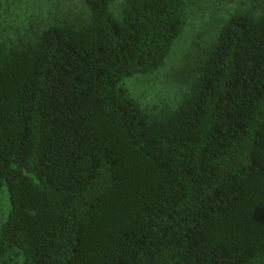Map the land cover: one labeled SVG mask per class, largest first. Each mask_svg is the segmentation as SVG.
I'll use <instances>...</instances> for the list:
<instances>
[{
    "label": "trees",
    "instance_id": "16d2710c",
    "mask_svg": "<svg viewBox=\"0 0 264 264\" xmlns=\"http://www.w3.org/2000/svg\"><path fill=\"white\" fill-rule=\"evenodd\" d=\"M83 1V24L0 42V260L264 264V0L152 115L123 82L164 64L187 0Z\"/></svg>",
    "mask_w": 264,
    "mask_h": 264
},
{
    "label": "rangeland",
    "instance_id": "374dc122",
    "mask_svg": "<svg viewBox=\"0 0 264 264\" xmlns=\"http://www.w3.org/2000/svg\"><path fill=\"white\" fill-rule=\"evenodd\" d=\"M262 0H187L182 10L184 26L164 64L147 75L123 82L127 92L149 113L174 109L187 91L197 58L235 12H260ZM122 0H111V10L120 14ZM89 11L83 0H1L0 42L19 45L49 26L70 22L83 24ZM10 205L6 187L0 186V227ZM23 258L8 253L0 264H22Z\"/></svg>",
    "mask_w": 264,
    "mask_h": 264
}]
</instances>
